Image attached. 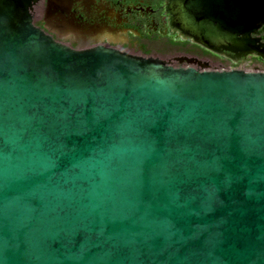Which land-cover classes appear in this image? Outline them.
I'll use <instances>...</instances> for the list:
<instances>
[{
    "label": "water",
    "instance_id": "95a60500",
    "mask_svg": "<svg viewBox=\"0 0 264 264\" xmlns=\"http://www.w3.org/2000/svg\"><path fill=\"white\" fill-rule=\"evenodd\" d=\"M38 1L0 0V264H264V71L77 50ZM170 12L215 53L261 54L264 0Z\"/></svg>",
    "mask_w": 264,
    "mask_h": 264
},
{
    "label": "flooded vegetation",
    "instance_id": "af4514ba",
    "mask_svg": "<svg viewBox=\"0 0 264 264\" xmlns=\"http://www.w3.org/2000/svg\"><path fill=\"white\" fill-rule=\"evenodd\" d=\"M51 1H57L49 12ZM171 0H39L34 22L74 49L106 46L174 67L264 71V26L253 34L261 54L221 49L215 53L174 24Z\"/></svg>",
    "mask_w": 264,
    "mask_h": 264
}]
</instances>
